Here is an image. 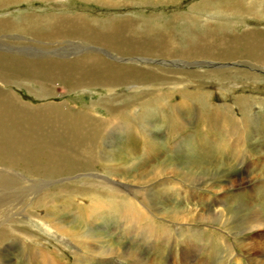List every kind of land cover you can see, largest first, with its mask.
<instances>
[{"label":"rangeland","instance_id":"rangeland-1","mask_svg":"<svg viewBox=\"0 0 264 264\" xmlns=\"http://www.w3.org/2000/svg\"><path fill=\"white\" fill-rule=\"evenodd\" d=\"M238 1L241 3L242 6L247 3L244 6L248 10L247 15L243 14L244 15L243 16L242 14H233L231 16H227L221 12H218V10L207 9L206 11L204 9L205 8L204 4L206 3L205 0H12L9 2L1 3L3 5L0 6V19H5L10 23L12 22L16 24H22L23 21L26 22L23 19L24 16L27 14L32 15L31 16L32 19L40 20L41 22H43L48 15H63V16H72V17L81 16L80 18L86 20L91 26L104 25L108 22L113 21L114 19L116 20L128 19L129 21L131 20L135 22L136 24L135 28L138 30V33H145L147 32V30L148 32L149 30H152L150 31V33L152 34L156 32L159 33L163 32L173 37L172 41H174V44L177 43L184 36H186V34L187 35L189 33L192 34L193 32L194 34L195 32L201 33L202 31H205L210 28L214 30L216 33L224 32L228 36H233V35L236 36L239 34L241 35L243 33L256 34L258 32V34L262 33L261 35L264 37V0H257V2L259 1V3H257L256 0H242L244 3L241 2V0ZM0 52L7 55L10 54V56L16 55L18 56L17 58L34 59V60L45 59V58H52L56 60H69L72 58H76L84 53L92 52L93 54L96 53L106 61L109 62L119 61L118 63H122V59L115 58V55H113L112 52H110L109 50L105 49L104 47L98 44L90 43L88 41H80L78 39H73V38H55L48 41L45 39H38L31 37L27 33H24V31L21 29L4 30L0 32ZM181 60L179 58L167 60L166 58L147 57V59L139 60L138 65L143 66L144 64L150 63L151 65L153 64L155 66L167 67L169 69H175L177 67H181L188 71H195V70L202 71V69L206 67L207 69L210 67L220 68V66L223 67L226 65L225 62L223 63L219 61L216 62V61H208V60L202 61V59L200 60V62L198 61L199 59L197 61L189 60V62L185 60L182 61ZM123 63L125 62L123 61ZM229 66L246 71L252 70L255 71L257 74L259 73L258 75L264 76V67L258 65L255 66L253 64L247 63L244 60H239L238 62H236V64H232V65L229 64ZM175 77L181 78L182 82L179 81V84L177 85L163 84L157 89H153L150 87L143 88L136 85L132 86L128 84L120 85L117 88H115V90L113 91V93L118 94L120 98H118L115 102H113V104L130 102L133 99L134 96L133 94H135L134 92L153 91V90H157L158 92H162V93L166 92V94H170L171 96L168 100L169 102L172 103H175L176 101L178 102L179 99L181 101V96H178L180 95L179 91L181 90L188 92L200 90L199 92L204 94L205 99L208 98V101L211 103L212 106L218 105L219 103L225 101L228 103L231 102L230 98L228 97L226 98L221 94L226 91L216 93V90H213V86L206 85L203 78L196 79V81L202 83L198 87L196 85H192L187 82L186 80L187 78L188 80L194 81L193 78H191V76H186V77L175 76ZM17 81L18 80H14L12 84H7V85H4L3 83L0 82V89H2L1 91L3 92L9 93L7 94V97H10L13 101L15 100V103L23 106L27 110L31 109L32 111L33 110L36 111L48 106H59L63 104L65 105V108L71 113H83L90 111L92 112V115L90 116L92 118L110 117L109 113L102 106L103 104L102 102H104L103 98L104 99L110 98L109 97L110 92H108L104 88H100V87L98 88V86H91V87H79L71 90L70 88H66L63 85L55 84L53 86L55 89L53 94V93L43 92L41 90L42 89L41 85H39L38 82H30V81L17 82ZM237 83L238 85L225 83L224 86L227 87V92L229 91L230 93L233 92L232 94L235 95L242 93L243 96L248 94L250 96L249 99L252 98L254 100H259V101L264 100L263 85L256 84L255 86H250L249 84H245V81H237ZM175 90L178 92V95L176 94L177 92ZM213 91H214V95H213ZM195 102L193 100L190 101L191 105L188 102L186 104L187 106H184L181 109L178 118H182L184 121L188 123L191 120L190 123L192 125L193 118H199V109H198L199 105L198 102L196 103ZM259 108L260 109L263 108V109L259 110ZM259 108L258 110L260 111V115L251 114V116L252 118H260L262 132L258 135L259 138L261 139L262 136L264 135V106ZM236 110H237L236 114L238 115L239 112L238 108H236ZM135 111L137 112L138 110L136 109ZM159 111H161V109H159ZM152 120H154V122L153 121L151 122V124L153 123L152 124L153 127L150 124L149 129L151 130L152 133L151 137L153 138L155 137V140L157 139L156 143L159 144V147L161 149L162 154H160V159H154L153 153H151L150 155V154H143V152L140 150L134 151L132 149L133 147L132 142L130 144L126 140L125 136L119 133L114 134V131L110 130L104 135V137L102 136L101 139L99 138V142H100L99 144L101 150L102 147H104V149L107 152L111 151L109 154L95 153V155H92L94 156L93 160L88 159L87 152L86 153L79 152L75 155L70 154L71 156L69 155L70 157L78 158L79 161L81 160L87 161V166L91 167L89 170L78 171L80 170V168L81 169L84 168L78 165L77 167L65 168L63 169L64 171H60L59 173L54 172V173L43 174V173L34 172L32 170L22 171V169H15L8 166L5 167L4 165L0 164V178H1L0 182L3 181V177L5 175H7V177L9 176L6 179L8 180L7 183H5L3 187H1L0 185V200H1L0 204H2V206L0 207L1 214L2 216L3 215L6 216L9 214V211H11V213L17 212V215L15 214L14 216L26 217V220L24 222H20L14 225L11 224V226L8 227V232L10 235L13 236L15 235L19 238H22L23 240L26 238L24 240V242L27 243V247H24L26 253L23 252L20 246L17 245L15 247L14 245L10 246V248L8 247V249H6L3 256V258L5 259L3 260V262L4 261L6 262V263L4 262V264H57V263L58 264H92V263L93 264H108V263L109 264H173L172 261L174 260V258L177 259L178 257L180 259V256H178L177 254L179 252L177 251H179L181 241H177L178 233H174L170 239H167L166 224L167 225L169 224L168 221L164 219H160L156 212H155V216L153 215L152 218L151 217L149 219L145 218L144 216L146 215L145 214L146 210L144 211L143 208L141 207L140 209L142 211V215H141L142 219L140 218V225H142V228L143 226L147 227L146 224L148 225L149 223L151 224L153 220H155L157 223L151 225V228L153 230L151 235L149 234V236H152L153 239L147 238V236L144 235V233H142V230H140L138 234L136 233L132 234L131 232L134 231V226L131 225V230H130L131 232H130L127 229V228L130 229V226H124L122 224L124 220L121 219L120 217L121 208H111V207L106 208V206H104L103 208H98L99 206L96 205L95 202L93 203V201L89 198V196H85L81 194L82 192L81 189H89V188L93 189L95 188L96 182L100 180L103 183L106 184L111 183L110 185L113 186L115 185L116 187L119 188L125 187L124 183L128 185L138 184L137 186H142L141 182L138 181H144L146 178L144 177L143 179L142 178L143 176H141V174L147 175V179L145 180V182L150 186V184H152L155 181L154 178H152V176L154 175L153 169L158 166L162 167L164 173L162 176L158 177L157 180L162 179L164 181L166 180L170 182V180L174 178V176L171 175L172 169H179L182 171H186L191 168L193 170L196 169L195 170L197 172L196 177L198 178V180L196 181L195 187L191 188V190L193 191L186 193L184 195V199L188 198L189 201L184 200L183 202H181L182 200L180 199V197L173 194L171 188L172 186L169 184L162 185V187L164 188L163 189L164 195H160L161 197H157V196L154 197L155 193L149 190V193H147L149 197L147 202H145L146 203L145 205L149 208V211L150 210L152 211L155 207L167 209L170 206L175 205L176 203L175 207L182 210L184 208L186 209L184 211V215L186 216V218L190 217L191 220L197 217L199 214H203L204 210L202 208L203 207L206 208V206H208L211 207L212 210L215 212H218L219 210L222 211L223 209L222 212L224 217L225 216L232 217L233 215L232 220L238 221V223L242 221V218L245 219L244 216L249 212H251L254 207H259L262 213L264 214L263 212L264 192L260 191L259 189V187H261L260 185L264 183V174H262L264 173V165H263L264 141L262 142L263 144L259 146L256 143L258 142V136L254 137V135L251 134L250 135L251 137L248 139L249 141L248 140L246 141L245 153L240 154L239 157L232 159L231 154H229L230 152H228L226 149H224V152L221 151L220 155L217 154V151L219 150L217 146L221 147L223 145L219 141L221 134L219 130H217V128L215 129L213 128L212 134H208L206 139L199 131L200 135H198V138L193 139L194 142L192 145L193 140L190 139L192 137L188 133H186L188 132L187 129L189 128V124H190L189 123L188 125H186L187 126L186 132L183 133L184 140L181 142L179 141V143L178 142L175 143L177 139L173 138L170 134L168 135L164 131V127L159 125V121H157L156 119H152ZM186 136H188V138H186ZM186 140L189 141L187 142ZM250 142L253 143L251 144ZM187 143L189 146L187 145ZM203 143H205V145ZM207 143L210 144L211 146H209ZM194 145H196V147ZM190 146L195 147L196 149H198V151L195 148H191ZM197 146L198 147L200 146V148H198ZM196 154L197 157L195 156ZM97 157H101V158L99 162L95 163V159ZM195 157L198 158V160ZM85 158H87L89 161ZM192 158L195 161H193ZM131 159L132 160L135 159V160H133L132 162ZM203 160L204 161L211 160V161H208L205 164ZM224 160H226V162ZM203 162L205 164L204 166H203ZM212 162L215 163L216 166L215 164L213 166ZM223 162H225V165H223L224 164ZM250 162L251 164H247ZM104 163H107L110 166H112V168H115L118 174H120L119 175L120 179L121 177L123 178L125 177L126 181L120 180L117 177H113L112 175H110L111 173L105 171L103 169ZM199 163L202 164L200 165ZM124 164L126 165L124 166ZM210 164H212L211 167ZM121 165L124 167H121ZM203 167L205 169H203ZM197 168L200 170H198ZM208 168L210 170H208ZM249 168H251V170ZM198 174L200 176H197ZM257 174L259 175L257 176ZM207 175L208 176L210 175V177H208ZM126 176L129 178H126ZM220 177L223 182H221ZM38 183L40 187L37 185ZM120 183L123 184V186ZM124 190L125 192H127L126 189ZM250 190L251 192H249ZM245 191L247 192V195H249L248 198L246 194L245 197L243 195ZM241 195H243V197ZM214 196L222 198L224 204L210 205L209 201H205L209 197H214ZM200 200L203 203V205L200 202ZM261 200L263 201V204L261 203L262 202ZM250 203L253 207L250 206ZM63 204H65L66 206ZM86 205L88 206L86 207ZM200 205H202V207ZM196 206H200L201 208L197 207L196 209ZM92 208L98 211V214H95V216L91 215ZM103 211L106 213L104 214ZM37 215L38 218L36 217ZM236 217L239 219H236ZM223 221L224 220L214 219V220H210L209 222H202L204 224L201 223L197 224L198 228L200 229L204 228L205 232L200 233L199 231L198 234L196 235L197 237L196 247L198 246L199 248L197 251H195V255H196L195 258H191V260L188 261V264H225L226 263L225 257H226L227 249L225 247H223L224 250L220 249V254L222 255L221 260L217 258L218 256L215 255L213 256L212 254L210 255V251L213 252L216 251L215 243L210 240H214L215 238H217L218 234H221L222 230L224 231L223 228L224 226L222 223ZM228 225H231V221L228 222ZM10 230L14 232L11 233ZM169 230L172 231L171 229ZM164 233H166V239H164L163 236H160L161 234ZM29 235H31V237ZM235 236L236 238H233L232 236L233 238L232 239L231 235H229L227 239L232 242L233 250L234 252H237L239 257L245 254L244 251L245 249H247V243L249 242V239H242L244 238L243 234H239ZM84 238L86 239V241ZM199 240L201 243L199 242ZM38 242L40 244L37 245ZM84 244L86 245L85 247ZM93 245L94 247L92 248ZM105 246L107 247L105 248ZM39 247L41 250L39 249ZM125 247L127 248L126 250L124 249ZM175 247L177 249H175ZM12 248H14V250ZM101 248L103 251L101 250ZM35 250L43 251L44 252L42 255L43 258L46 256L47 257L45 259L35 257V253H36ZM122 253L124 255H122ZM93 254H95V256ZM174 255H177V257L176 256L174 257ZM155 257H159V258H155ZM239 258L240 260H242V264H247L244 261L246 260L245 258H243L242 256ZM155 259L157 260V262H155L156 261ZM223 259L224 261H222ZM162 261L166 263H163ZM227 264H230V262Z\"/></svg>","mask_w":264,"mask_h":264},{"label":"bare ground","instance_id":"bare-ground-1","mask_svg":"<svg viewBox=\"0 0 264 264\" xmlns=\"http://www.w3.org/2000/svg\"><path fill=\"white\" fill-rule=\"evenodd\" d=\"M9 1H12V0H0V6L3 5L1 3H5ZM205 2L206 3L204 4L205 5L204 9L206 11L207 9L218 10V12H221L227 16H231L233 14H242V15L248 14L247 8L244 7L247 3L242 6L238 0H232V1L230 0H205ZM241 2L243 1L241 0ZM257 3H259V1ZM198 7H201V6H198ZM257 11H258V8H257ZM261 15H262V12H261ZM31 16L32 15H28V14L25 15L23 20H25L26 22L23 21V23L21 22L22 24H16L12 22L10 23L5 19H0V32L4 30L21 29L24 31V33H27L31 37L38 38V39H45L48 41L55 39V38H73V39H78L80 41H88L90 43L98 44L104 47L105 49L109 50L110 52L113 53V55H115V58L122 59V63H118L119 61L118 62L106 61L105 59L97 55L96 53L93 54L92 52L84 53L82 55H79L76 58H72L69 60H56L52 58L36 59V60L25 59V58L22 59V58H17L18 56L16 55L10 56V54L7 55V54L0 52V82L3 83L4 85L12 84L14 80H18L21 82H25V81L38 82L39 85H41V88H42L41 90L45 93H53L55 90L53 86L55 84L63 85L64 87L70 88L71 90L74 88H79V87L98 86V88L99 87L104 88L108 92H110L109 94L110 98H105V99L103 98L104 102H102L103 108L106 109L110 117L92 118L90 117L92 115V112L90 111L83 112V113H71L65 108V105L63 104L59 106H48V107H45L43 109L36 110V111L35 110L32 111L30 109L31 110L30 111L24 108L23 106L15 103V100L13 101L10 97H7V94L9 93L3 92L1 91L2 89H0V164L4 165L5 167L8 166V167L15 168V169H22V171L32 170L34 172L43 173V174L44 173L45 174L54 173V172L59 173L60 171H64L63 169L65 168L77 167L78 165L80 167H84L82 169L80 168V170L78 171L89 170L91 167L87 166V161L85 160L79 161L78 158L70 157L71 156L70 154L75 155L79 152H85V153L87 152L88 159L90 160H93L94 156L92 155H95V153L109 154L111 151L107 152L104 149V147H102V150H101V147L99 144L100 143L99 138L101 139L102 136L104 137V135L110 130L114 131V134L119 133L125 136L126 140L130 144L132 142L133 143L132 149L134 151L140 150L143 152V154H150V155L151 153H153L154 159H160V154H162L161 149L159 147V144L156 143L157 139L155 140V137L154 138L151 137L152 133H151V130L149 129V125L151 124V122L152 121L154 122V120L152 119H156L157 121H159V125L164 127V131L168 135L170 134L173 138L177 139L175 143L177 142L179 143V141L181 142L184 140L183 133L186 132V129H187L186 125H188L191 120L188 123L184 121L182 118H178V116L181 112V109L184 106H187L186 104L188 102L191 105L190 101L192 100L194 102L195 101L198 102L199 118H193L192 125L191 123L189 124V128L187 129L188 132L186 133H188L192 137V138L189 137L190 139L193 140L194 138H198V135H200L199 131L202 133L203 137L206 139L208 134H212L213 128L214 129L217 128V130H219L221 134L219 141L220 143L223 144L221 147L217 146L219 149L217 151V154L220 155L221 151L224 152V149H226L228 152H230L229 154H231L232 159L237 158L239 157L240 154L245 153L246 141L251 137L250 136L251 134H253L254 137L258 136V142L256 141L255 142L259 146L263 144L262 142L264 141L263 140L264 135L262 134L263 136L261 139L259 138V135H258L262 132L260 118H252L251 114L260 115L259 110L263 108L260 109L259 107L264 106V100L259 101V100H254L252 98L249 99L250 96L248 94L244 96L242 95V93L238 95L232 94L233 92L232 93H230V91L227 92V87L224 86L225 83L238 85L237 81H245V84H249L250 86H255L256 84H261L264 86V78H263L264 76L261 75L262 76L261 77L260 75H258L259 73L257 74L255 71H252V70L246 71V70H241V69H237L235 67L229 66V64L231 65L236 64V62H238L239 60H244L247 63L253 64L255 66L258 65V66L264 67V37L261 35L262 33L261 34L260 33L258 34V32L256 34L243 33L241 35L239 34L236 36L234 35L228 36L224 32L216 33L214 30L210 28L205 31H202L201 33L195 32L194 34L193 32L192 34L191 33H189L188 35L186 34V36H184L182 39H180L177 43L174 44V41H172L173 37L163 32L162 33L156 32L152 34L150 33V31L152 30H149V32L147 30V32L145 33H138V30L135 28L136 26L135 22L131 20L129 21L128 19H125V20L114 19L113 21L108 22L104 25L91 26L86 20L81 19L80 18L81 16L72 17V16H63V15H48L43 22H41L40 20L32 19ZM147 57L166 58L167 60L179 58L180 60L182 59L188 62L189 60L197 61L198 59H199L198 61L200 62V60L202 59V61L208 60V61H216V62L219 61L223 63L225 62L226 65L223 67L220 66V68L210 67L207 69L206 67V68H203L202 71H199V70L188 71L181 67H177L175 69H169L167 67L155 66L153 64L151 65L150 63L144 64L143 66L142 65L139 66L138 65L139 60L147 59ZM123 61L125 63H123ZM175 76H180V77L191 76V78H193L194 81L188 80L187 78L186 79L187 82L192 85H196L198 87L202 83L196 81V79L203 78L206 85L213 86V90H216V93L226 91L221 94L226 98L227 97L230 98L231 102L228 103L225 101V102L219 103L218 105L212 106L211 103L208 101V98L205 99L204 94L199 92L200 90L193 91V92L181 90L179 91L180 95H178V92L175 90L177 92L176 94L178 96H181V101L179 99L178 102L176 101L175 103H172V102H169L168 100L171 96L170 94H166V92L162 93V92H158L157 90H153V91L134 92L136 95L133 94L135 97L133 96V99L130 102L113 104V102H115L118 98H120L118 94L113 93V91L115 90V88H117L120 85L128 84L132 86L136 85V86L143 87V88L150 87L153 89H157L163 84H166V85L179 84V81H181V78L175 77ZM213 95H214V91H213ZM236 108H238V111H239L238 115L236 114L237 113ZM136 109L138 110L137 112L135 111ZM159 109H161V111H159ZM186 138H188V136H186ZM193 142L194 140L192 141V145H193ZM203 144L205 145V143ZM208 145L211 146L210 144ZM194 146L196 147V145ZM195 147H191V148H195ZM198 148H200V146ZM85 150H88V151H85ZM196 150L198 151V149ZM195 156L197 157V154ZM100 158L101 157H97L95 159V163L99 162ZM196 159L198 160V158ZM215 159H216V156H215ZM193 161L195 160L193 159ZM208 161H211V160H208ZM208 161H204L205 164ZM224 161L226 162V160ZM204 162H203V166L205 165ZM225 162H223L224 163L223 165H225ZM214 164L215 163H213V166ZM247 164H251V162ZM125 165L126 164H124V166ZM124 166L121 165V167H124ZM208 166H209V163H208ZM211 166L212 164H210V167ZM103 167L105 171H108L109 173H111L110 175L120 179L119 177L120 174H118L115 168H112V166H110L107 163H104ZM203 169L205 168L203 167ZM249 169L251 170V168ZM195 170H193L192 168L186 171H182L179 169H172L171 175L174 176V178L170 180V182H168L162 179L157 180L158 177L162 176L164 173L162 167L158 166L153 169L154 175L152 176V178H154L155 181L152 184H150V186L146 184L145 182V180L147 179V175L141 174V176H143L142 177L143 179L144 177L146 178L144 181H138V182H141L142 186H137L138 184L128 185L124 183L125 187L119 188V187H116L115 185H114L115 187L113 185H110L111 183L110 184L103 183L100 180L96 182V185L93 183L95 185V188L93 189L92 188L81 189L82 191L81 194L85 196H89V198L93 201V203L95 202V204L99 206L98 208H103L104 206H106V208L107 207L121 208V210L119 209L121 212L120 217L121 219L124 220L122 224L124 226H130V229L127 228L128 231L131 230V225L134 226V231L132 232L130 231L132 234L134 233L138 234L139 231L142 230V233H144V235H146L147 238L153 239L152 236H149V234L151 235L152 230H153L151 228V225H154L157 223L155 220H153L151 224L150 223L149 225L146 224L147 227L143 226L142 228V225H140V218L142 215V211L140 209L141 207L143 208L144 211L146 210V213H145L146 215L144 216L145 218L147 219H149L150 217L152 218L153 215L155 216V212H156L160 219H164L168 221L169 224L168 225L166 224L167 239H170L174 233H178L177 241H181L179 251H177L179 252L177 254L178 256H180V259L177 257V255H174V257L176 256L177 259L174 258V260L172 261L173 264H188V261L191 260V258H195L196 256L195 251H197L199 248L198 246L196 247V244H197L196 235L198 234L199 231L200 233L205 232L204 228H201V229L198 228L197 224L198 223L204 224L202 222H209L210 220H214V219L224 220L222 222L224 226L223 227L224 231L222 230L221 234H218L217 238H215L214 240H210L214 242L216 246V251L214 252L210 251V255L212 254L213 256L214 255L218 256L217 258L221 260L222 255L220 254V249L224 250L223 247H225L227 249L226 257H225V262H226L225 264L229 262L230 264H242V260H240L239 258L241 256L246 259L244 261L247 264H264V214L262 213L259 207H254L253 210L249 212L248 214L245 213L246 215L245 216L243 215L245 219L242 218V221H240L239 223L238 221L232 220L233 215L232 217H226V216L224 217L223 212H222L223 209L222 211L219 210L218 212H215L212 210L211 207H208V206H206V208L205 207L202 208L204 210V213H203L204 215L199 214L197 217L191 219L192 221L190 220L189 216H188L189 218H186V216L184 215V211L186 209L184 208L182 210V209L175 207L176 203L175 205H172L169 208L166 207L167 209L155 207L152 211L151 210L149 211V208L145 205L146 204L145 202H147L148 197H149L147 193H149V190H151V192L155 193L154 197L156 196L161 197L160 195H164L163 193L164 188L162 187V185H165V184H169L172 186L171 188H172L173 194L180 197V199L182 200L181 202H183L184 200L189 201L188 198L184 199V195L186 193L193 191L191 190V188L195 187L196 185V181L198 180V178L196 177L197 172ZM208 170L210 169L208 168ZM204 173H207V172H204ZM258 175L259 174H257V176ZM197 176H200V175L198 174ZM8 177L7 175L3 177V181L0 182L1 187H3L5 183H7L8 180L6 179ZM208 177H210V175ZM126 178H129V177L126 176ZM120 180L126 181L125 177L124 178L121 177ZM220 180H221V177H220ZM221 182L223 181L221 180ZM37 185L40 187L39 183ZM121 185L123 186V184ZM260 186H261L259 187L260 191L264 192V183ZM124 189H126L128 193L125 192ZM251 190L249 192H251ZM199 193H202V192H199ZM245 194L247 195L246 191L243 194L244 197L246 196ZM243 195L241 196L243 197ZM248 197L249 195H247V198ZM205 201H209L210 205H215V204L223 205L224 204L222 198L215 197V196L209 197ZM261 203L263 204V201ZM202 205L200 206L202 207ZM1 206L2 204H0V207ZM87 206L88 205H86V207ZM200 206H196V209L197 207L199 208ZM250 206H252L251 203H250ZM91 210H92V213H91L92 216L93 215L95 216V214H98V211L96 209L92 208ZM119 210H116V211H119ZM105 213L106 212H104V214ZM15 214L17 215V212L11 213V211H9L8 215L2 216L1 211H0V264H4L5 261L3 262V260L5 259L3 258V256H4L6 249H8V247L10 248V246H13V245L14 247L16 245L20 246L23 252L26 253L25 248H24V247H27V243L24 242L26 238L23 240L22 238H19L15 235L14 236L10 235L8 232V227H10L11 224L14 225L20 222H24L26 220V217H17V216H14ZM36 217L38 218V215ZM236 219H239V218L236 217ZM229 221H231V225H228ZM169 229H171L172 231H170ZM10 232L12 233L14 231L10 230ZM239 234H243L244 238L242 239H249V242L247 243V249H245L244 251L245 254L238 257L237 252H234L233 250L232 242L228 240L227 237L231 235V238L232 236L233 238H236L235 235H239ZM29 236L31 237V235ZM160 236H163L164 239H166V233L161 234ZM38 244L40 243L38 242L37 245ZM85 246L86 245L84 244V247ZM93 247L94 245L92 246V248ZM106 247L107 246H105V248ZM202 247H205V246H202ZM12 249L14 250V248ZM124 249L126 250L127 248L125 247ZM175 249L177 248L175 247ZM35 251H36L35 257L41 258V259H45L47 257L46 256L43 258L42 256L44 253L43 251H37V250ZM93 255L95 256V254ZM122 255L124 254L122 253ZM155 258H159V257H155ZM87 261H88V258H87ZM222 261H224V259ZM155 262H157V260ZM163 263H166V262H163Z\"/></svg>","mask_w":264,"mask_h":264}]
</instances>
